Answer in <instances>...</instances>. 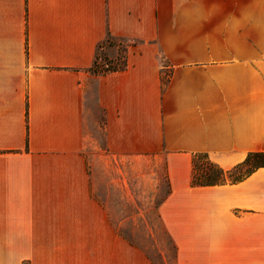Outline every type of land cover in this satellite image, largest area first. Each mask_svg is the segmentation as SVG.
<instances>
[{"label": "crops", "instance_id": "1", "mask_svg": "<svg viewBox=\"0 0 264 264\" xmlns=\"http://www.w3.org/2000/svg\"><path fill=\"white\" fill-rule=\"evenodd\" d=\"M108 33L136 44L125 70L92 74ZM92 83L105 151L163 161V181L114 183L132 200L165 186L176 264H264V168L191 183L195 153L230 169L264 151V0H0V264H156L94 194Z\"/></svg>", "mask_w": 264, "mask_h": 264}, {"label": "rangeland", "instance_id": "2", "mask_svg": "<svg viewBox=\"0 0 264 264\" xmlns=\"http://www.w3.org/2000/svg\"><path fill=\"white\" fill-rule=\"evenodd\" d=\"M101 52L102 56L104 54L114 60L121 58L124 54L119 45L105 44ZM102 56L99 59L100 62H103ZM163 61L167 64L164 59ZM86 105V125L94 139L93 144L86 150V156L95 182V196L111 207L122 209L124 214L133 216L131 220L120 225L121 234L153 258L156 264H176L175 246L156 216L157 206L166 192L165 186H161L156 192L150 187V182L154 183V180H149L147 187L133 186V197L137 198L132 200L126 197L125 191L119 184L114 183V180L125 176L141 178L146 173L154 172H158L163 181V161L159 160L158 164H155L153 158L144 157L146 165L136 170L128 165L131 160L128 156L105 151L103 111L96 102L94 83L88 84L86 88ZM151 176L155 177V175ZM116 181L120 182V180ZM106 183H108L107 186Z\"/></svg>", "mask_w": 264, "mask_h": 264}, {"label": "trees", "instance_id": "3", "mask_svg": "<svg viewBox=\"0 0 264 264\" xmlns=\"http://www.w3.org/2000/svg\"><path fill=\"white\" fill-rule=\"evenodd\" d=\"M127 38L116 37L108 33L104 40L100 41L96 47L95 58L89 71L95 75H107L109 73L123 71L127 67V53L131 45L136 41H129ZM119 45L123 51L121 58L111 59L103 54L102 48ZM102 56L103 62L99 59ZM193 172L191 183L194 186H213L223 184L238 183L259 168H264V151L250 152L246 159L230 169H224L214 162L207 153H195L192 158ZM128 241L132 243L129 239ZM173 243V242H172Z\"/></svg>", "mask_w": 264, "mask_h": 264}]
</instances>
